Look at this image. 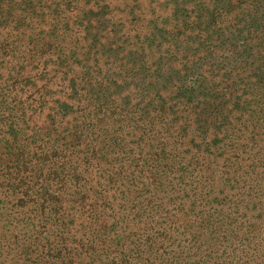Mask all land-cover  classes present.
<instances>
[{
    "label": "trees",
    "instance_id": "trees-1",
    "mask_svg": "<svg viewBox=\"0 0 264 264\" xmlns=\"http://www.w3.org/2000/svg\"><path fill=\"white\" fill-rule=\"evenodd\" d=\"M86 26L99 39L92 31L83 38ZM151 37L166 47L159 59L172 53L182 61L179 68L171 64L178 69L176 82L160 85L152 74L143 76L147 99L157 104L147 112L127 97L135 90L134 81L122 76L129 68L121 66L114 76L107 61L112 54L142 56ZM90 39L105 46L99 59L90 58L86 73L78 63ZM142 67L148 68L140 66L141 74ZM61 82L71 96L54 91ZM5 90L2 127L17 118L34 123L35 114L49 117L37 138L0 142V205H10L7 214L0 209V251L20 257L17 264H86L110 251H117L112 264H140L145 257L153 264H186L193 241L197 249L188 264H264V0H0L1 94ZM174 112L181 122L203 121L204 135H184L185 126L177 135L169 134L171 128L164 132ZM187 138L210 153L201 161L205 173L195 177L202 190L221 175L243 177L232 174L236 168L259 174L257 191L245 185L246 192L226 195L234 207L229 212L216 208L220 217H214L208 210L195 221L147 197L146 206L140 202L141 209L129 211L134 220L149 212L148 219L121 228L113 239L109 224L120 222L110 205L114 193L131 202L133 187L149 193L157 183L156 195L167 194L161 186L173 185L169 174L182 165ZM220 159L224 170L217 173ZM204 205L192 206L202 212ZM13 220L36 234L27 238ZM167 230L189 233L191 245L171 241Z\"/></svg>",
    "mask_w": 264,
    "mask_h": 264
},
{
    "label": "rangeland",
    "instance_id": "rangeland-1",
    "mask_svg": "<svg viewBox=\"0 0 264 264\" xmlns=\"http://www.w3.org/2000/svg\"><path fill=\"white\" fill-rule=\"evenodd\" d=\"M84 33H83V38L84 36H86L87 34L89 35V33L93 30L90 29L88 26L85 27L84 29ZM124 33V32H123ZM91 36H95L96 38L99 39L100 33L95 34V31H92V33L90 34ZM87 42L89 43V51L88 53L81 58V64L78 63L80 66L83 65V70L82 71H86V73H88L90 70H88L89 65L92 64V62L90 61V58L96 57L97 59H99L100 57V53L103 51V47L105 46L104 44H102V42H104V40H100L99 44H94L93 40H87ZM143 50L140 51L142 56H128V57H124L123 54L125 53H119V54H112L113 57L108 59L107 64L109 63V65L111 67L116 68L114 71V73H112L114 76L116 75V72H118V70L120 69V67H124V68H129L128 70H125V72L122 74V76H124L125 78H128L129 81L130 79L132 81H134V93L132 95H128L127 97L129 99H133L135 100V105H137L139 108H143V109H148L147 112H149V110L154 109L155 104H152L151 101H149V99H147L148 97V93L150 90V86L147 85L145 83V85L142 84L143 76L147 75H153L154 78H156V81L158 83H166V80H169V82L171 81H178L176 78L177 71L178 69L174 68L172 65L175 66H180V62L182 61L181 58H179L178 56L176 57L175 54L172 53H166L165 55L167 56L166 59H159L160 57V50L165 49L166 47L164 46V43L161 39H155L153 37H151L150 39H148L146 41V43L142 46ZM86 52V51H85ZM149 53V55H148ZM147 55V56H146ZM151 56L153 57L154 60L150 61L148 59V57ZM93 57V58H94ZM109 57V55H108ZM106 57V59L108 58ZM95 58V59H96ZM149 60V61H148ZM106 62V61H105ZM77 63V62H76ZM126 64V65H123ZM135 67H137L135 69ZM144 64V66L146 67H142V68H146V71L143 72V74H141L142 72H138V69L140 66H142ZM172 64V65H171ZM150 66V67H149ZM106 67L108 68V65H106ZM131 67H134L133 69H130ZM109 69V68H108ZM110 70V69H109ZM134 71V72H132ZM112 70H110L109 73H111ZM138 72V73H136ZM111 74V77L113 76ZM142 75V77H141ZM196 76L194 77L197 78L199 77V75L195 74ZM25 76H29V78L31 77L29 75V73H27ZM49 77V76H48ZM131 77V78H130ZM224 78V77H223ZM30 79H33L32 77ZM34 80V79H33ZM131 82V81H130ZM31 83H33V81H31ZM132 83V82H131ZM190 83V81H189ZM64 83L61 82L59 83L56 87L55 90L57 92V95L59 96L60 93L61 95H68L71 96L70 91L67 89V85H63ZM7 92L5 90V92H3L1 94L0 92V96L1 95H5ZM157 105V104H156ZM1 108V106H0ZM76 107H74L75 109ZM194 112L196 113L197 111H201L200 108H195L193 107ZM35 111V110H33ZM8 114V109L6 108V111H0V142H7L10 141L11 139L15 138V137H20L24 140L30 138L31 134H35L36 130L43 127L44 123H47V119H49V117L45 114L41 117V119L39 118V115L35 114L37 119L34 123L30 122L27 125H24L21 121L17 119L8 121L7 123H9L8 125H6L5 127H2V123L1 120L3 119V117H5ZM152 114V113H151ZM174 114H176V116L171 117L172 119L166 120V123L164 125H170V126H166V128L164 129V132L166 131V129H170V135L172 134H179L181 132L182 126H185V130L186 128L188 129L186 132H183L184 135L189 133V135H191L192 133H199L200 135H204V131L206 130V127L204 126L203 121H201L200 119H198V123H194V121L190 124L189 120L187 118L184 119L183 122L180 121L179 117V113L174 112ZM217 114V113H214ZM181 116V115H180ZM74 117V116H73ZM177 118V119H176ZM46 121V122H45ZM216 125L219 126V123H216ZM213 126L212 125V129L211 131H213ZM172 127L174 129H172ZM216 129V128H215ZM160 131H163V129L161 128ZM174 132V133H173ZM167 134V135H169ZM175 136V135H174ZM35 138H37L36 134H35ZM35 138H31L29 139V141H34ZM172 142H174L176 140V138H171ZM190 138H187V142L189 143V145H187L186 147V152H188L186 154V156H183L182 158V165H179L177 167V170H173L172 173H170L169 175L172 177L173 179V185H168L167 187H162V189H165L166 192H168L167 194L161 193V194H157L156 195V191L159 189L156 188L157 187V183L155 185H153L152 187H150L149 189V193H146V191L144 193H142V189H137L136 188H132V190H130L127 194L130 193V197L129 199H134L131 200V202H125L121 199L122 194L120 193H114L115 197H112L110 205L115 206V208L113 207L112 210H115L116 212L119 213L118 217H120V222L119 223H115L116 221H112L111 224H109V226H111L110 228L107 229V231L111 232L110 235L111 237L114 239L117 237V232L120 231L121 228H126L127 225L132 226L133 224L137 223L139 220H146L148 219V214L149 212H147V214H145V216L141 219V218H137L136 220H134L136 218V214H132V211L134 209V206L136 205V210L138 211V209L142 208V205L140 204L143 203V205H147V202L149 200L150 197L152 199H156L157 201H160L162 203H165L168 207V209L170 211L173 210V212H175V210H179L181 209L182 211H180L177 215V217H183V218H188V219H193L194 221L196 219H200L203 216V212H205L206 215H209V213L207 212L208 210H210V213H214V217H220L219 213H215V209L218 208V210L220 209H224L227 212H229L230 207H233V203H230V201L226 198V195H233L238 191H247V187L250 189L251 187L255 188V192L257 191V184L259 182V180L261 178H259V174H252L251 172H244V169H236V168H231L230 171L232 172V174H234L235 172L238 171V174H243V177L238 178V180H234L232 178L231 175H229V178H225L221 175L219 176L220 178H218L215 182V184H211L210 182H206L207 184H205V190H202V183H200L201 181H196L195 177L197 174L202 175L205 173L204 169L207 166V163L202 166L201 161H206L205 159L206 157L209 156V152L204 153L201 151V148L199 147V141L195 142V143H191L190 142ZM238 142V141H237ZM166 143V142H165ZM194 144H197V146H194ZM175 146V144H173ZM224 145H222V143L220 145L217 146V149H219L220 147H223ZM183 148V149H184ZM227 148V147H226ZM228 149V148H227ZM226 149V150H227ZM259 151V150H257ZM218 153L221 152V150H217ZM214 155L211 156V158H213ZM181 158V156H180ZM199 162V163H198ZM224 161H222L221 159L219 160L218 163V171L217 173H221V171L223 172L224 170ZM247 175H246V174ZM260 173V171H259ZM252 176H256L254 177L253 181H251L250 179L252 178ZM262 177V174H261ZM229 179V180H228ZM245 182V184H244ZM210 186L211 188L207 187ZM214 185V187L212 186ZM245 185L247 186L245 188ZM252 190V189H251ZM208 191H211V194L208 195ZM155 194L154 197H151L150 194ZM144 195L145 199H141V198H137L140 195ZM200 195H204L203 197H200ZM136 198V199H135ZM209 199V200H207ZM146 201V202H145ZM205 201V203L207 204L206 206L204 205L205 208L201 207L202 209H204V211L200 212L199 211V207L197 206H192L194 202H202ZM145 202V203H144ZM234 208V207H233ZM0 209L1 212L4 211V214H7L10 212V205L8 203L6 204H1L0 205ZM75 209L78 210V207H76ZM130 209H132V211H129ZM175 209V210H174ZM74 213H76L77 211H73ZM129 212V213H128ZM106 211L103 212V215H105ZM107 217H109L110 213H106ZM158 214V213H157ZM173 214V213H172ZM158 217V216H157ZM97 218L99 219V214H97ZM96 218V219H97ZM165 217L164 215L161 216V220H163ZM95 219V220H96ZM91 220V219H89ZM92 224V223H91ZM13 225L14 226H24L25 230L24 233H28L27 238H29L30 236L35 235L36 233L34 232L33 228L31 225L26 224V225H22L20 223L14 222L13 220ZM94 225V224H93ZM123 226V227H122ZM162 225V227H158V231H159V237H161V235H163L164 230H165V226ZM95 227V226H94ZM188 233V232H187ZM85 234V232L83 233ZM157 234V233H155ZM165 235L167 236H173L171 241L177 240V243H180V241H187V243L190 244V238H192V236H190V234H184V232L182 231L180 235H178V233H174V232H168V230L166 231ZM92 234L90 233H86V238L87 237H91ZM157 236V235H156ZM179 236V237H178ZM159 237H157V241L159 243ZM92 238H94V236H92ZM168 242V241H167ZM112 242H110L111 244ZM167 245V243H166ZM191 245V244H190ZM195 242L193 241L190 249L188 250V253H185L184 257H187V262L186 264L190 263L188 261V258L190 257L189 255L193 254L194 249H197V246H194ZM135 248V247H134ZM113 249H117L116 247H113ZM117 254V251H110L107 252L105 254H97L96 256H94L91 260H89L86 264H112L115 256ZM205 255L207 257L208 253L205 252ZM123 255L119 256L116 261H121V257ZM151 259V258H149ZM22 261L20 259V257H15L14 254L9 255V253H7V251L5 252V250L0 251V264H17L18 262ZM134 264H138L133 262ZM140 264H153L152 260H146V257L141 261Z\"/></svg>",
    "mask_w": 264,
    "mask_h": 264
}]
</instances>
